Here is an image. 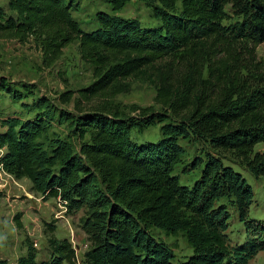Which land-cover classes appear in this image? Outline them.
<instances>
[{
    "label": "trees",
    "instance_id": "trees-1",
    "mask_svg": "<svg viewBox=\"0 0 264 264\" xmlns=\"http://www.w3.org/2000/svg\"><path fill=\"white\" fill-rule=\"evenodd\" d=\"M131 1L107 0L111 13L97 14V28L84 32L69 0H7L0 40L31 41L45 69L77 42L93 82L58 98L74 101V112L59 110L58 118L77 150L69 139H48L57 109L45 101L30 118L0 116V167L28 180L44 200L58 201L66 215L83 213V264H176L153 229L184 236L191 255L179 264H249L264 251V220L249 218L253 190L224 162L264 178V150L255 149L264 145V56L258 54L264 0H155L153 28L114 15ZM133 77L155 87L159 111L132 106L129 115L114 105ZM0 88L21 108L34 109L22 102L27 88L19 94L2 81ZM75 95L104 103L81 109ZM155 125L158 141L131 139L133 131ZM180 140L205 147L191 165L199 174L190 186L175 175L184 155ZM231 209L244 230L236 243L227 234ZM15 223L22 228L19 216ZM46 230L49 259L37 262L27 242L17 264H76L72 245L54 237V224Z\"/></svg>",
    "mask_w": 264,
    "mask_h": 264
},
{
    "label": "rangeland",
    "instance_id": "rangeland-1",
    "mask_svg": "<svg viewBox=\"0 0 264 264\" xmlns=\"http://www.w3.org/2000/svg\"><path fill=\"white\" fill-rule=\"evenodd\" d=\"M73 5L71 15L84 32H92L97 28L96 15L110 14L107 0H69ZM7 0H0V10H6ZM157 5L155 0H132L121 11L115 13L125 19H136L143 27L158 26L154 19L152 6ZM259 56H264V43L258 48ZM0 81L12 92L23 93L27 88L26 98L22 101L34 109H23L20 103H15L7 94L1 93L0 88V116L27 119L35 112L44 110L43 103L48 102L57 109L53 115V122L48 133V139L58 136L69 139L75 150L78 142L72 137L67 122H60L58 111L74 112V101L61 104L59 95L66 90L77 91L86 88L93 82L92 67L84 63L79 55L78 43L67 46L60 59L50 69L42 66L41 53L30 41L21 44L11 40H0ZM129 91L117 95L113 103L125 113H130V107H151L155 111L160 106L155 103L156 89L147 80L133 77L126 81ZM81 109H92L103 101L94 99L87 103L79 101ZM40 102V103H39ZM41 104V106L39 105ZM31 111V113H30ZM160 125L144 129L142 132L133 131L131 139L136 143L156 142L160 138ZM1 130V127H0ZM42 142H45L44 140ZM184 151L181 162L175 168V175L181 184L190 186L197 179L199 171H193L191 165L197 158L202 157L205 147L188 140H180ZM256 151H263L264 145L256 146ZM2 150H0V155ZM240 173L253 190V204L249 209V218L264 220V178L254 180L242 168L231 162H224ZM19 216L22 228H17L15 217ZM82 212L74 216L66 215L62 205L54 200H44L41 195L32 190L31 183L26 179L16 180L8 174L0 173V264H17V260L25 256L27 242L33 244L37 251V262L49 259L47 224H54V237L67 240L76 253V264H83V254L88 243L80 227ZM228 237L231 242H240L244 238L243 226L239 223L234 210H230ZM151 235L164 242L174 254V263L179 264L191 255L184 236H166L163 232L153 229ZM66 264V263H63ZM249 264H264V251L249 262Z\"/></svg>",
    "mask_w": 264,
    "mask_h": 264
},
{
    "label": "built area",
    "instance_id": "built-area-1",
    "mask_svg": "<svg viewBox=\"0 0 264 264\" xmlns=\"http://www.w3.org/2000/svg\"><path fill=\"white\" fill-rule=\"evenodd\" d=\"M0 173L6 174L5 172H3V170L0 167ZM64 209V207H62Z\"/></svg>",
    "mask_w": 264,
    "mask_h": 264
}]
</instances>
